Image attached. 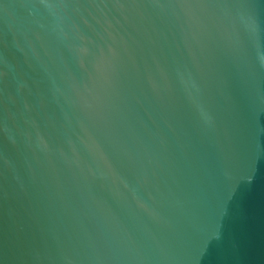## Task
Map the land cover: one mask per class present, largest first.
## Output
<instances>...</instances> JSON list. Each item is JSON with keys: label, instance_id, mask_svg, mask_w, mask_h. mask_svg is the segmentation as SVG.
I'll return each mask as SVG.
<instances>
[{"label": "water", "instance_id": "95a60500", "mask_svg": "<svg viewBox=\"0 0 264 264\" xmlns=\"http://www.w3.org/2000/svg\"><path fill=\"white\" fill-rule=\"evenodd\" d=\"M0 264H264V0H0Z\"/></svg>", "mask_w": 264, "mask_h": 264}]
</instances>
